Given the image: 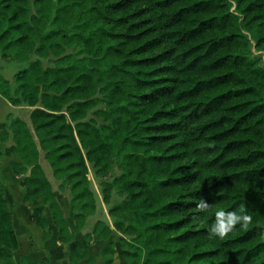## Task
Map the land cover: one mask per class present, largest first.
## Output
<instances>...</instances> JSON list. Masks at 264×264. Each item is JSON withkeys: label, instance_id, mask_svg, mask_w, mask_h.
Masks as SVG:
<instances>
[{"label": "trees", "instance_id": "16d2710c", "mask_svg": "<svg viewBox=\"0 0 264 264\" xmlns=\"http://www.w3.org/2000/svg\"><path fill=\"white\" fill-rule=\"evenodd\" d=\"M76 43L80 53H66ZM252 46L264 52V0H0V55L27 63L13 83L0 73V93L32 106L30 123L8 115L0 141H12L4 153L24 173L31 218L45 232L51 221L63 242L74 236L41 151L69 185L77 227L96 210L86 160L104 176L116 157L103 200L115 185L126 196L108 209L113 227L98 219L87 238L129 235V264H264V63ZM51 54L57 65L43 66ZM97 94L102 126L87 119ZM220 207L253 219L210 235ZM18 245L0 186L3 264ZM116 251L102 247L106 264Z\"/></svg>", "mask_w": 264, "mask_h": 264}, {"label": "crops", "instance_id": "0c3cea01", "mask_svg": "<svg viewBox=\"0 0 264 264\" xmlns=\"http://www.w3.org/2000/svg\"><path fill=\"white\" fill-rule=\"evenodd\" d=\"M10 59L12 58H4L0 55V62L2 63V66H0V68L3 67V62H5V60H10ZM17 71H15L12 76H11V72H9L11 78H6L1 72V70L0 73L6 79H8L10 82L13 83L14 74ZM8 104H13V103H11L6 97H4L0 93V106L3 107L5 105L4 107H6V112H5L6 118L2 115L3 113H1L3 109L0 110V131L3 129V125H6L8 115L19 116L25 119L28 123H30V119H27L24 116L18 115L17 113L12 114L11 112H7ZM13 105H17V107L28 106L30 107V111L32 109V106L27 104H13ZM6 142H9L10 144L12 141L11 140L0 141V147L8 146L9 144H6ZM4 155L7 156L6 154ZM7 158H8L7 161L9 163L10 157L7 156ZM20 187H21L20 188L21 192L19 193L20 196L19 197L17 196V199H15L14 201H12L11 198L7 195L8 191L6 189L4 190V193L8 199V206L13 214V226L19 242L18 248L11 251L14 264H21V257L23 255H25L33 264H106L105 258L102 254V247L110 240L99 239L97 237L87 238L86 236V234L93 229L94 223L99 219V218H95V219L91 218L95 212L88 215L83 226L77 227L73 219V212L69 211L68 215H66L64 207H62L61 205L66 218L67 225L74 235L72 240H70L69 242H63L62 240L59 239L57 228L51 221L49 222V225L46 228V232H45L44 229L31 218L30 216L31 211L29 207L23 202V195L25 189L21 184ZM105 219L102 220H104L111 227H113V223H112L113 219L112 218H109L108 220ZM79 232H83L84 234L83 237L84 240H82L81 242L82 244L81 246L83 247H80V245H76L77 243L76 234ZM123 237H125V235H123ZM85 239L90 240L89 241L90 243H87V241L85 242ZM95 244L100 245V250H95L94 247ZM72 250H77L79 252H87L88 255H92V258H89V256H84L79 258L77 262H75L76 260L73 261L71 260L70 257V252ZM117 253L118 252H116L113 255L112 264H117L116 261V256L118 255ZM124 253L125 250L121 251V253L119 254H121L122 257H125ZM0 264H3V261L1 259H0ZM119 264H129V262L124 258V261L119 262Z\"/></svg>", "mask_w": 264, "mask_h": 264}, {"label": "rangeland", "instance_id": "374dc122", "mask_svg": "<svg viewBox=\"0 0 264 264\" xmlns=\"http://www.w3.org/2000/svg\"><path fill=\"white\" fill-rule=\"evenodd\" d=\"M83 48V46L79 43L73 44L71 46H68L66 48V53H72V54H79L81 49ZM252 53L254 56H258L261 55L262 57V62L264 63V52L257 48L256 46H252ZM33 57H36L35 55ZM43 66H54L57 65V57H55L54 55H49L48 57L42 58L41 59ZM5 63V64H4ZM27 65L26 62H22V61H18L15 59H10V60H5V62H3V67L0 68L1 72L3 73V75L6 78H11V76L13 75V73L19 69L24 68ZM0 66H2V63L0 62ZM9 72H11V76L9 74ZM97 105L90 109L88 114H87V119L89 120H93L96 122L97 125L102 126L105 125L102 117L97 113V111H99L100 108H104V104H102V102L99 100L100 95L97 94ZM5 106V105H4ZM1 107L0 106V110L1 113H3L2 115L5 117V112H6V107ZM30 111V107L28 106H18L17 105H13V104H8L7 106V112H11L12 114H18L21 116L26 117L27 119H29L28 114ZM6 118V117H5ZM106 134H108V129L106 127H104ZM6 144H9V142H6ZM6 147V146H5ZM5 147H0V186L3 188V190H7L8 193L7 195L11 198L12 201H14L15 199H17V196H20V180L23 177L24 173L22 174H14L9 167V163L7 161V156H5L4 154V150ZM84 153V150H83ZM116 157L114 158L113 164H112V168L110 171H108L107 174L103 175H99V173H96L97 167H95V165H93L92 162L86 160L87 163V168H88V176L90 177V188L93 191L94 194V198H95V202H96V210L94 215L91 217L92 219L95 218H101L102 219H109L112 218L109 213H108V209L111 205L117 203L118 201H120L123 197L126 196V192L123 190V188L120 185H115L111 188V196H110V201L109 203H105L103 200V193H102V189H103V184L102 181H111L114 176L120 174L121 172V167L119 165L118 162H116ZM40 161L42 163V166L47 174V176L49 177L53 190L56 194V197L59 201V203L62 205V207H64L65 213L66 215H68V212L72 210H70V202H71V192H70V188L69 185L67 184L66 186H62V184H64V180L61 178H58L54 173H53V169L50 166V164L48 163V161L46 160V158L44 157V152L41 151L40 153ZM62 183V184H61ZM47 213V212H46ZM105 219V220H106ZM126 221H128V218L125 219ZM84 237L83 232H79L76 234V238H77V243L76 245H80L81 246V242ZM125 237H130L129 235H126ZM123 238V234L117 232L116 230H114V232H112V234L109 236L108 240L112 241L114 246L116 247V252H118L117 256H116V261L117 264H119V262L124 261L125 257H122L121 251H124V249L122 248L121 245V239ZM79 241V242H78ZM87 243H90V240H86ZM95 250H100V245L95 244Z\"/></svg>", "mask_w": 264, "mask_h": 264}, {"label": "clouds", "instance_id": "9594fccd", "mask_svg": "<svg viewBox=\"0 0 264 264\" xmlns=\"http://www.w3.org/2000/svg\"><path fill=\"white\" fill-rule=\"evenodd\" d=\"M195 207L200 211H204L210 207V204L207 198L201 196L196 198ZM193 219L199 222L201 217L196 215ZM252 219V216L243 207L239 210L236 208L225 209L220 207L215 212L214 220L208 225V232L210 235L224 237L235 230L237 225L241 227L247 226Z\"/></svg>", "mask_w": 264, "mask_h": 264}]
</instances>
